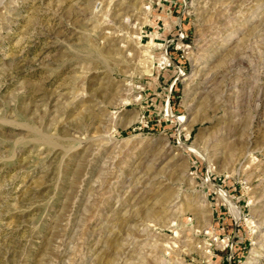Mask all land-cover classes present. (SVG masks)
I'll return each mask as SVG.
<instances>
[{
    "label": "rangeland",
    "instance_id": "1",
    "mask_svg": "<svg viewBox=\"0 0 264 264\" xmlns=\"http://www.w3.org/2000/svg\"><path fill=\"white\" fill-rule=\"evenodd\" d=\"M0 264H264V0H0Z\"/></svg>",
    "mask_w": 264,
    "mask_h": 264
}]
</instances>
